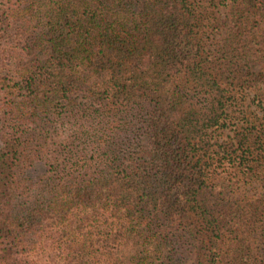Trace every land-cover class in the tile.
<instances>
[{
	"label": "trees",
	"instance_id": "1",
	"mask_svg": "<svg viewBox=\"0 0 264 264\" xmlns=\"http://www.w3.org/2000/svg\"><path fill=\"white\" fill-rule=\"evenodd\" d=\"M200 8L0 0V264L232 261L200 194L224 157L264 177V128L220 147L235 96Z\"/></svg>",
	"mask_w": 264,
	"mask_h": 264
},
{
	"label": "rangeland",
	"instance_id": "2",
	"mask_svg": "<svg viewBox=\"0 0 264 264\" xmlns=\"http://www.w3.org/2000/svg\"><path fill=\"white\" fill-rule=\"evenodd\" d=\"M198 1L200 9L206 11L207 22L211 21L208 45L212 49L223 46L227 56L216 55L218 74L226 87L234 90L226 126L216 132L220 147L226 151L238 141L236 134L264 128V4L254 9L256 14L252 16L251 5L236 7L232 0ZM244 17L250 19L245 21ZM221 161L217 172L222 185L213 181L215 184L200 198L221 221L226 236L224 257L232 259L224 263L264 264V223L257 222L262 216L253 215L264 210V177L259 175L250 183L243 173L245 167L238 168V177H233L235 169L229 166V157Z\"/></svg>",
	"mask_w": 264,
	"mask_h": 264
}]
</instances>
